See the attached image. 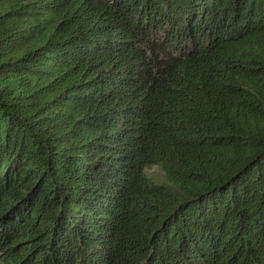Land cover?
I'll return each mask as SVG.
<instances>
[{
  "label": "trees",
  "instance_id": "obj_1",
  "mask_svg": "<svg viewBox=\"0 0 264 264\" xmlns=\"http://www.w3.org/2000/svg\"><path fill=\"white\" fill-rule=\"evenodd\" d=\"M0 264H264V0H0Z\"/></svg>",
  "mask_w": 264,
  "mask_h": 264
},
{
  "label": "rangeland",
  "instance_id": "obj_2",
  "mask_svg": "<svg viewBox=\"0 0 264 264\" xmlns=\"http://www.w3.org/2000/svg\"><path fill=\"white\" fill-rule=\"evenodd\" d=\"M147 173L152 179H154L156 181H162L165 178L164 177V171L158 165H153L151 167H148Z\"/></svg>",
  "mask_w": 264,
  "mask_h": 264
}]
</instances>
